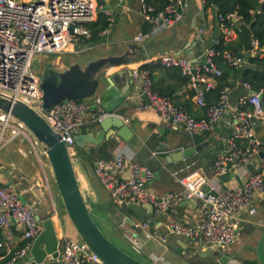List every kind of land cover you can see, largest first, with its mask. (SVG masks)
I'll return each instance as SVG.
<instances>
[{
	"label": "built area",
	"instance_id": "1",
	"mask_svg": "<svg viewBox=\"0 0 264 264\" xmlns=\"http://www.w3.org/2000/svg\"><path fill=\"white\" fill-rule=\"evenodd\" d=\"M124 1L116 0V6H122ZM263 2L260 0V3ZM138 3L143 22L150 25L148 32H139L134 36V42L139 44L181 23L189 6V0H168L165 8L156 12L146 0H138ZM201 3L206 5L205 0ZM99 13L109 19L112 17V11L99 0H0V92L37 110L60 136L72 157L76 155L74 138L81 128L98 124L103 118L115 114L91 110L84 102L74 99L64 100L45 110L39 77L32 69V62L40 55L78 53L89 49L85 45V41L91 38L87 24L93 22ZM218 19L225 39H230L242 25L236 14H230L225 19L218 16ZM111 25L112 21L100 36L106 35ZM202 32L201 25L199 34ZM260 51L252 38L249 53L256 56ZM217 55L211 48L198 57L171 53L154 61L165 68L179 69L183 76L189 77V85L195 91L194 102L204 109V116L200 118L157 94L153 90L149 71L142 67L131 70V79L134 87L142 91L148 101L145 103L137 95V110L153 111L160 120L180 128L187 137L210 132L226 113H231L232 119L228 124L230 134L225 140L224 150L214 161L213 174L216 177L226 172L239 175L240 169L255 163L257 171L242 186L221 191L214 187L204 190L207 184L205 176L198 171L183 175V170H179L172 176L184 190L158 194L149 187L154 178L153 171L132 163L130 157L120 155L112 160H97L94 164V172L101 185L119 207L139 205L156 216L168 218L173 207L183 200L195 199L198 202V217L185 223L166 219L164 232L151 231L146 223H134L135 228L144 230L147 239L157 240L163 245L167 244L169 237H179L194 245L205 243L211 249L228 247L236 240L240 215H254V195H264V143L255 132L256 122L264 116L260 92H254L249 84L241 83L247 93L239 99L235 108H231L229 94L233 89L226 87L217 103L208 106L206 93L215 87L216 78L221 76L214 63ZM223 58L235 69L243 67L244 59L241 57L225 53ZM15 139L29 144L34 152L36 147H41L21 122L8 113L0 112V146ZM158 154L152 153L153 156ZM14 226L22 232L25 244L16 251L8 250L10 259L4 264H15L28 256L42 224L34 208L24 203L10 188L0 187V231L9 233ZM131 245L140 252L142 244L137 236L131 238ZM84 263L103 264L80 240L62 238L59 257L54 264Z\"/></svg>",
	"mask_w": 264,
	"mask_h": 264
},
{
	"label": "crops",
	"instance_id": "2",
	"mask_svg": "<svg viewBox=\"0 0 264 264\" xmlns=\"http://www.w3.org/2000/svg\"><path fill=\"white\" fill-rule=\"evenodd\" d=\"M99 1L112 11L110 18L112 25L109 32L100 36V40L96 43L85 41V45L89 46V49L85 51L51 54L54 57L63 55L70 59L64 60L61 65L57 63V68L46 71L62 73L75 63L83 62L85 65L101 58L118 60L117 64H105L100 71L99 78H109L115 75L117 84L114 86L125 94L131 91L132 94L118 106L115 113L120 115L125 123L127 121L126 125L133 132V136L126 141L114 134L109 139H104L99 145L114 140L115 147L108 149L111 152V160L123 155L130 157V161L134 164L146 167L153 173L158 172V176L154 175L153 180L149 182V187L158 194L184 190V187L172 176V173L179 170H183V175L192 171L200 172L207 180L204 190L214 187L221 191L242 186L250 175L257 171L255 163L240 169L239 175L229 173V180H223L221 176L216 177L213 174L214 161L224 150L225 140L230 134L228 124L232 119L231 113H226L222 120L208 132L209 135L205 140L213 137L215 141L197 153L195 155H198L197 158L178 164L164 165L161 152L169 153L191 147L187 144V136L170 122L160 120L153 111H138L136 96L139 90L131 83L130 71L148 64L154 88L168 94L174 104L185 106L194 117H203L204 109L194 102L193 97H189V92L192 90L189 83L182 81L178 71L162 67L154 61L162 55L171 53L198 57L206 50L213 48L222 35L220 31L217 40H212L216 26L214 11L211 8L205 9L201 0H189V6L181 23L150 41L139 44L134 42V36L139 32H148L150 25L142 20L138 0H125L122 6H116V0ZM201 25L203 32L199 34ZM236 38L237 33L234 32L230 39L225 40L233 41ZM260 50L262 56L263 49ZM243 53L244 60L253 56L245 52L244 47ZM41 56L44 55L38 57ZM42 77H39L40 84ZM240 84V81H236V87ZM106 86L109 84L105 81L98 86L96 91L99 92V89ZM97 101H100L98 94L82 102L89 109L97 111L99 110ZM100 130L99 125L95 124L82 128L79 134H96ZM255 132L257 138L264 143V116L256 122ZM156 142L158 145L153 148L152 145ZM167 144L169 147H166ZM99 145H87V147L91 152ZM161 145H164L163 149H160ZM76 149L78 152L72 157V161L83 199L93 218L98 221L99 227L111 235L112 239L117 240L123 248L132 250L151 264H188V258L196 260V257H201L211 250L205 243L194 245L189 240L179 237H169L167 244L163 245L157 240L147 239L143 229L134 227V223H146L151 231L164 232L166 219L184 223L192 221L199 215L198 202L195 199L183 200L176 204L168 218L156 216L149 209L139 205L119 207L113 203L109 193L103 188L94 172V164L97 160L88 159L82 153L85 152L84 150L80 152L78 148ZM158 151L160 152L157 156L152 155L153 152ZM0 187L10 188L24 203L34 208L41 224L50 218L59 240L70 238L79 241L64 212L51 167L42 147H36L34 152L29 144L20 139L1 145ZM254 205L256 208L254 215L248 213L240 215L235 242L225 248L212 249L221 252L229 259L226 264H261L257 257V246L264 234V195L255 194ZM133 236H137L142 244L140 252L135 251L131 245ZM0 243L3 245L0 248L1 264L9 256L8 250H18L25 244V241L22 238V232L14 226L9 233L0 231ZM202 258L205 259L202 264H218L217 258L208 256ZM45 263L54 264V260L47 258ZM15 264H25L24 259ZM194 264H197V261Z\"/></svg>",
	"mask_w": 264,
	"mask_h": 264
},
{
	"label": "water",
	"instance_id": "3",
	"mask_svg": "<svg viewBox=\"0 0 264 264\" xmlns=\"http://www.w3.org/2000/svg\"><path fill=\"white\" fill-rule=\"evenodd\" d=\"M215 22L216 26L212 36L213 41H216L220 34L217 15ZM239 31L243 37L244 51L249 52L252 42L251 30L246 25H240ZM107 63L117 64L118 60L114 58H101L90 61L85 65H83V62L75 63L62 73L48 71L43 75L39 87L42 92V106L45 110L67 99L84 101L98 94L100 97V101L97 102V105H99L98 111L115 114L99 121L98 125L101 130L98 133L77 134L75 136L76 148L85 152L90 151L87 145L97 146L104 139H109L114 134L126 141L130 140L133 136V132L129 126L126 125L120 115L115 113L118 106L132 93L128 91L125 94L121 90H118L117 86H114L117 84L115 75L109 78H99L100 71ZM243 68L260 70L258 67L251 65L247 59L244 60ZM195 73L194 70L193 74L195 75ZM105 81L109 86L99 89V92H97L98 86ZM246 93L247 91L241 84L233 89L229 94L230 107L235 108L239 99ZM137 95L145 103H148L142 91H138ZM259 99L264 109V91L260 92ZM0 112L8 113L14 119L21 122L42 147L51 167L64 212L79 240L103 264H145L116 246L99 228L81 194L74 171L72 155L46 119L32 106L1 92ZM214 141L213 137H209L201 144L170 151L162 158V162L164 165H171L186 161L206 149ZM163 147L164 145H161L160 149H163ZM166 147H169V145L167 144ZM154 175L157 177L158 172H155ZM221 179L229 180V173L226 172L221 176ZM59 243L60 240L52 220L50 218L44 220L40 234L34 239L28 256L24 258L25 264H43L47 258L56 260L59 257ZM207 256L217 258L218 264H226L229 260L221 252L212 249L201 257ZM257 257L258 261L264 264V234L257 246Z\"/></svg>",
	"mask_w": 264,
	"mask_h": 264
},
{
	"label": "trees",
	"instance_id": "4",
	"mask_svg": "<svg viewBox=\"0 0 264 264\" xmlns=\"http://www.w3.org/2000/svg\"><path fill=\"white\" fill-rule=\"evenodd\" d=\"M146 1L148 5L152 6L155 9L156 12L163 10L168 3V0ZM205 2V9L211 8L214 11L215 15L221 16L224 19L230 14H236V16L239 18V22L242 25H246L250 28L252 38L257 42L259 50L263 49L262 56L259 53L256 56L248 57L249 63L253 66L258 67L260 70L256 71L252 69H245L243 67H241L240 69H235L225 61L223 55L225 53H230L234 56L244 58L243 37L238 29H236L237 38L233 41L225 40L224 36L221 35V37L218 39L217 43L213 47V49L218 53V55L214 57V63L216 67L221 71V76L219 78H216L215 87L206 93L207 105L211 106L216 104L221 92L226 87L234 89L236 87V81L249 84L251 90L254 92L264 91V2L260 3V0H205ZM225 23H229V20H225ZM110 24V19L103 13H99L93 22L87 24V27L91 32V38L87 40V42H98L101 38L100 33L108 29ZM142 68L149 71L148 64L143 65ZM168 69H174L178 71V75L184 83L187 84L190 82L189 77L183 76L180 73L179 69ZM153 90L160 96L168 98L170 100L168 94L162 93L154 87ZM194 94L195 91L192 89L189 92V97L192 98ZM181 106L187 109L185 106ZM208 135L209 133L207 132L201 135L187 137V144H189L190 146L201 144L203 141H205ZM162 139H164V137H162ZM115 144L116 143L114 140H110L99 145L91 152L89 151L90 153L82 152L81 150L80 152L86 155V157L90 160H111V152H109L108 149L115 147ZM157 145L158 143L156 142L152 145V147L155 148ZM161 153L162 157H165L168 154L164 152ZM197 156H193L190 159H195L197 158ZM23 246L24 244L20 246L19 249H21ZM9 259L10 257L7 256V258L4 259L1 264L6 263Z\"/></svg>",
	"mask_w": 264,
	"mask_h": 264
},
{
	"label": "rangeland",
	"instance_id": "5",
	"mask_svg": "<svg viewBox=\"0 0 264 264\" xmlns=\"http://www.w3.org/2000/svg\"><path fill=\"white\" fill-rule=\"evenodd\" d=\"M21 1V0H19ZM59 58V59H58ZM67 59H70V58H67V56H63L61 55L60 57H54V55H51V54H47V55H44V56H41V57H38L36 56L34 59H33V62H32V69L33 71H35V73H37V75L39 77H42L45 72L51 68H57V63L59 65L62 64V62L64 60H67ZM72 60H74V58H72ZM52 70V69H51ZM179 143V141H178ZM77 149H76V153H77ZM42 158V157H41ZM95 222L97 223V225L99 226L98 224V221L95 220ZM100 228V227H99ZM101 229V228H100ZM102 230V229H101ZM102 232L107 236V238L109 240H111L116 246H118L119 248H121L123 251H125L126 253H128L129 255L133 256L134 258H136L137 260L145 263V264H151L150 262L148 261H145L144 259H142V257H140L138 254H136L135 252H133L132 250L130 251L129 249L127 248H123L120 243L115 240V239H112L111 235H109L107 232H105L104 230H102ZM204 258L198 256L196 257V260L195 259H189L188 258V264H194L196 263L197 261V264H202L204 262Z\"/></svg>",
	"mask_w": 264,
	"mask_h": 264
}]
</instances>
